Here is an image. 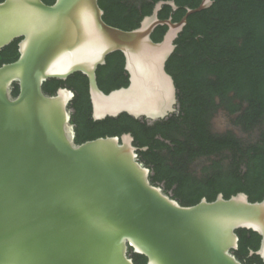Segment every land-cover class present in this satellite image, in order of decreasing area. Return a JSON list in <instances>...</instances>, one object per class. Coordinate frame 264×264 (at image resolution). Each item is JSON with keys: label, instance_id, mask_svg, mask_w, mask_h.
<instances>
[{"label": "water", "instance_id": "95a60500", "mask_svg": "<svg viewBox=\"0 0 264 264\" xmlns=\"http://www.w3.org/2000/svg\"><path fill=\"white\" fill-rule=\"evenodd\" d=\"M203 0L180 22L162 20L160 1L139 28L108 25L99 0H4L0 50L19 42V59L0 68V264H243L236 233L262 237L252 252L264 263V199L239 193L182 206L150 181L134 137L76 143L70 103L75 94L47 95L50 79L76 73L89 81L93 119L128 114L150 124L177 111V89L166 66L188 18L209 9ZM168 31L159 43L158 27ZM121 52L129 86L103 92L97 70ZM20 93L13 96L14 85ZM145 148L144 150H147Z\"/></svg>", "mask_w": 264, "mask_h": 264}, {"label": "trees", "instance_id": "16d2710c", "mask_svg": "<svg viewBox=\"0 0 264 264\" xmlns=\"http://www.w3.org/2000/svg\"><path fill=\"white\" fill-rule=\"evenodd\" d=\"M160 1H174L179 9L164 6L159 18L180 22L186 8L196 9L203 0H99V5L108 25L132 31L152 15ZM212 1L209 9L188 18L175 41L177 47L166 70L175 81L178 107L168 118L150 124L122 114L95 121L89 81L82 73L66 81L50 79L43 86L50 96L59 89L74 92L70 109L78 145L131 134L139 161L151 170V183L185 207L195 206L203 198L213 202L220 194L230 199L244 193L252 203L264 199V0ZM43 2L54 5L56 0ZM167 31V27H158L153 41L161 42ZM19 42L0 50V68L19 59ZM106 62L97 70L100 89L109 94L128 87L124 55L111 54ZM19 93L15 84L13 96ZM220 108L237 116L235 123L245 132L258 130L257 140L244 143L232 133L213 134L211 120ZM201 158L210 165L199 175L192 166ZM236 233L240 238L234 252L237 259L243 264H264L261 257L251 255L260 250L262 237L245 229ZM129 255L134 264H147V258L132 249Z\"/></svg>", "mask_w": 264, "mask_h": 264}, {"label": "rangeland", "instance_id": "374dc122", "mask_svg": "<svg viewBox=\"0 0 264 264\" xmlns=\"http://www.w3.org/2000/svg\"><path fill=\"white\" fill-rule=\"evenodd\" d=\"M234 122V118H232L228 114H225L224 112H220L214 116L213 129L217 132L231 131L238 139H240L244 143H254L257 140L259 136L258 130L252 133H247L240 127H237ZM225 164L227 165L228 162L225 161ZM207 165H210L209 160L206 158H201L194 163L192 169L194 172L201 175L203 168Z\"/></svg>", "mask_w": 264, "mask_h": 264}, {"label": "flooded vegetation", "instance_id": "af4514ba", "mask_svg": "<svg viewBox=\"0 0 264 264\" xmlns=\"http://www.w3.org/2000/svg\"><path fill=\"white\" fill-rule=\"evenodd\" d=\"M219 102V101H218ZM220 112H224L225 114H228L229 115V113L225 110V109H223V108H220V109H218V111L215 113V115L217 114V113H220ZM214 115V116H215ZM229 116H231V115H229ZM232 118H234V119H236V117L237 116H231ZM213 120H214V117L212 118V120H211V131H212V133L213 134H215V135H227V134H229V133H232L231 131H226V132H217V131H215L214 129H213ZM234 124L237 126V127H240L241 129H243L241 126H238L235 122H234ZM233 134V133H232Z\"/></svg>", "mask_w": 264, "mask_h": 264}]
</instances>
